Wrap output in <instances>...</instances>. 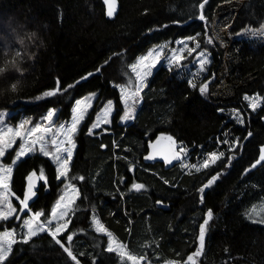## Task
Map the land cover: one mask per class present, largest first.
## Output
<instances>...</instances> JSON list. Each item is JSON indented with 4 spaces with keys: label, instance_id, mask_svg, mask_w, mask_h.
Segmentation results:
<instances>
[{
    "label": "trees",
    "instance_id": "trees-1",
    "mask_svg": "<svg viewBox=\"0 0 264 264\" xmlns=\"http://www.w3.org/2000/svg\"><path fill=\"white\" fill-rule=\"evenodd\" d=\"M220 1L117 0L116 14L109 18L101 0H0V67L8 64L0 73V111L11 110L8 122L32 125L53 108L54 123L67 122L76 99L96 95L74 136L68 178L57 179L51 157L37 150L16 162L10 182L15 194L10 199L19 208L16 197H24L27 177L43 170L46 183L40 180L29 202L33 212L45 214L43 220L62 188L69 182L76 186L79 197L66 218L68 229L58 238L68 247L66 236L73 235L70 247L77 260L43 232L27 243L17 238L4 264H129L107 251L108 233L126 251L152 263L180 259L190 264L187 257L199 247V225L209 209L213 219L195 264H264V223L253 220L261 216H250L258 204L264 206V163L242 175L264 141V106L249 110L243 97L264 88V43L233 40L239 56L234 70L240 80L252 79L238 85L231 97L212 96L209 88L223 62V50L211 34ZM186 38L190 45L200 44L196 52L207 53L203 70L194 71L195 52L179 64L159 61L137 98L133 118L120 123L117 88L133 85L136 58L151 46L171 47ZM204 84L207 90L201 93ZM58 86L67 91L45 95ZM108 100L116 108L112 123L89 132L95 112ZM160 134L184 149L180 161H146L148 140ZM17 145L0 163L12 164ZM211 151L224 155L207 169L191 167ZM135 183L144 188L134 190ZM25 215L1 221L0 229L20 230ZM96 219L107 232L96 231Z\"/></svg>",
    "mask_w": 264,
    "mask_h": 264
},
{
    "label": "snow or ice",
    "instance_id": "snow-or-ice-1",
    "mask_svg": "<svg viewBox=\"0 0 264 264\" xmlns=\"http://www.w3.org/2000/svg\"><path fill=\"white\" fill-rule=\"evenodd\" d=\"M206 3L207 0H204ZM105 3L108 5L107 15L112 17L116 11V0H105ZM204 3L200 4V8L203 9ZM201 20H204L205 17L201 14L199 17ZM254 35L256 33H253ZM264 35V33H260ZM35 34H33L34 36ZM194 39V38H191ZM209 43H212V40L209 39ZM23 43V41H21ZM200 48V44L196 43L195 48H188V45L185 43L184 48L180 49L179 52L182 53L185 49H187L188 54L196 52L197 49ZM155 53V56L153 55ZM17 57H19L20 53H16ZM161 55L160 51L153 50L149 52L147 56H143L139 59L136 64L131 65V71L135 73V90L133 91L131 86H126L121 88L122 92V101L125 107V111L121 119L123 121H128L133 118V114L135 111V104L137 103V98L140 95L141 90L144 86V81L146 77L150 74V69L155 66L156 61L159 59ZM199 56L201 57L199 60L201 70H203L204 66L208 63L207 54L205 52H200ZM151 59V62L148 61ZM173 61L177 64L184 59V57L176 50H174L173 55L171 57ZM12 65H15V62H12ZM16 66V65H15ZM8 64H5L4 67H0V71L6 69ZM191 83L193 88L196 87L195 83ZM73 87V85H69L68 88ZM15 86L13 85V89ZM207 90V85L204 84L200 87V92L204 93ZM61 91H67V89H61L59 86L51 92L45 93L47 96H54L60 93ZM95 94L89 97H85L83 99H78L75 101V106L72 109V119L70 124H61L57 128L54 129L53 118L55 116V109L49 110L46 117L44 118L43 123H38L31 129L26 128L27 121L21 123L18 128L13 130V128L9 127L6 130H0V158L5 156V153L8 149L12 147L15 143L16 138H20L22 143L20 148L16 154L15 159L12 162L11 166H5L0 164V221H8L13 215L16 216V219H20V215L27 212L31 213L27 219H23L21 227L22 229H26L22 239L23 242L27 243L30 239L37 236L39 233L48 232L49 235L55 240V242L63 248V250L67 253L69 257L73 261L77 260V257L73 254L71 250L70 244L73 241V235L69 234L66 236V241L69 243L68 247H65L61 240L58 238V234L66 231L68 229V222L65 220V217L69 215L70 212L74 210V206L76 203V199L79 197L78 190L76 187L69 182L66 185V188L70 190L71 194H65L60 196L59 200L55 204V206L50 211V218L46 217L43 221L41 217L45 214L41 211H35L32 213V210L29 207V202L36 196V184L33 182L36 173L33 172L27 177V189L24 194L23 199H16L19 201V212H17V208L13 206L10 197L15 194L12 192L10 187V182L12 180L13 167L16 162L23 156L28 153L39 151L44 156L51 157L57 164V179H67L69 170H70V162L73 157V149L75 148L74 136L78 130L79 125L84 120L85 114L88 109L92 107L91 101L94 99ZM244 99L249 101V106L255 110L260 106V98L259 97H249L245 96ZM113 110V103L111 100L107 102V105L104 107L103 112L97 116L96 122L93 124V128L99 127L101 124L110 123L109 116ZM237 118L240 122H243V119L240 117V114L236 113ZM92 129H90V132ZM51 134V135H49ZM251 135V133H249ZM168 141L171 145H175V142L172 140V137H167ZM227 143V141H224ZM235 144L233 145V149L235 148ZM184 153V149L181 148L179 152L173 150L172 158L180 159L181 154ZM223 153H210L208 158L203 161L201 167L204 169L209 168L211 165L215 164L218 160L223 157ZM147 159H153L150 155L146 157ZM167 159V158H166ZM171 163V160L168 161ZM261 162H264V148L260 150L259 159L252 165L255 168ZM191 167L196 168L197 171L200 170L196 165H192ZM219 177V173L211 176L208 179L207 183L204 184L199 191L203 193L205 189L210 187ZM40 180L45 181L46 177L43 170L40 171L39 177ZM72 179H76L73 177ZM79 180H83L84 177H79ZM132 188L135 190H140L144 188L143 184L136 183L132 185ZM213 219V211L209 209L206 213L203 222L199 225V236L198 242L199 247L197 251L187 257L188 262L190 264H195L194 257L199 256L202 250L205 247V236L207 232V226L209 222ZM60 221H64L60 223ZM53 222H56L54 230H52ZM96 231L99 233L107 232V229L100 222L99 219L95 220ZM16 230L12 231H3L0 233V264H4V261L7 259L8 255L12 250V245L16 243L15 239ZM111 234L109 233V236ZM125 245L117 244L113 247V242H110L107 247L108 252H118L121 260L123 261L125 258L127 261H131L132 264H141L143 261V257H137L135 255H131L127 253L125 250ZM77 264L79 262L77 261Z\"/></svg>",
    "mask_w": 264,
    "mask_h": 264
},
{
    "label": "rangeland",
    "instance_id": "rangeland-1",
    "mask_svg": "<svg viewBox=\"0 0 264 264\" xmlns=\"http://www.w3.org/2000/svg\"><path fill=\"white\" fill-rule=\"evenodd\" d=\"M212 21H213V23H212V33L211 34H212L214 40L216 41V43L223 50V57L221 58L223 62H222V66L220 67V69L217 72L216 79L210 85L209 90H210V93L212 94V96H214V97H222V98L225 97V98H227V97H231L234 94V90L238 85L245 83V82L248 83V81L252 79V77H246L243 80H240L238 78V72H235L234 68H235V65L239 59V56H238L237 48L232 46V42L234 39H246V40H257V41L264 43V35L260 34V33H264V0H221L220 3L218 4L217 8H216L215 17ZM253 33H256V34L254 35ZM185 43L188 45V48H195L194 47L195 45H190V40L188 38L178 39V40L174 41V44L171 47H169V43H161L158 45L151 46L146 52L139 55L136 58V60L133 62V64H136L141 57L147 56L148 53L152 52L153 50L160 51L161 55H160L159 59L156 61L155 66L150 69V74L155 69V67L159 63V61H164L167 64H170V62L176 64V62L171 59L174 50H176L178 52V54L182 55L184 58H187V55H188L187 49H185L182 53L179 52L180 49L184 48ZM200 52H204V51L199 50V51L195 52L193 55V58L191 60L192 64L195 66L194 71H198L199 69H201V66L199 63V60L201 58L199 56ZM153 55L155 56V53H153ZM148 62L150 63L151 59ZM149 75L146 77L144 84H145L147 78L149 77ZM134 76H135V73H134ZM131 83L133 84L131 86V88L134 91L135 90V77L132 79ZM122 87H126V85H119L117 88V90L119 91L120 101H121V105H122V110H121L119 116L117 115L118 116L117 119L120 123L126 122V121H123L121 119V117L123 116V113L125 111V107H124V104L122 101V92H121ZM93 94H95V93H88V94L83 95L82 97H80L78 99H83L85 97L92 96ZM245 96L259 97L260 101H261L260 106L257 107L255 110H253L249 106V101H246L244 99L249 110L257 111L259 108H262V106H264V88L259 89L252 94H245L243 97H245ZM78 99H76V100H78ZM95 99H96V95H95L94 99H92V101H91L92 107L94 105L93 103H94ZM108 101H106L95 112L92 121L88 125L87 130L89 132H90V129H92V131L97 130L100 128H104L105 126L110 125L112 123V119H113L112 115H114L115 110H116L114 103H113V110L109 116L110 123L101 124L99 127L93 128V124L96 122L97 116L103 112V109L107 105ZM137 105H138V102L135 104V108L137 107ZM74 106H75V103H74ZM92 107L88 109L87 113L85 114L84 120L81 122L79 127L86 120V118L89 115ZM49 110H52V109H49ZM236 110L234 109L233 114H235L237 112ZM48 111L45 113L43 118H41L39 121L34 122L32 125H30V123H27L26 128L31 129L36 124L45 122L44 118L46 117ZM10 113H11L10 109H3L0 111V130H6L9 127L13 128V130H15L16 128L19 127V125L21 123L26 122V121H22V120H19L13 124L11 123V121L8 122L6 120V116L10 115ZM55 114H56V112H55ZM70 118L72 119V117H70ZM71 119H69V121H67V122L61 121L59 123H54L53 124L54 129L57 128L61 124H70ZM53 120H54V118H53ZM79 127H78V129H79ZM49 135H51V134H49ZM16 143L18 144L17 145L18 146L17 152H18L20 145L22 143L21 139L16 138L14 144L16 145ZM14 144L12 146H14ZM73 151H74V149H73ZM211 153H213V152L211 151ZM208 155L205 156L204 158H202L200 160V162L197 163L196 166L201 167L203 164V161L208 158ZM51 160L55 164V167L57 170L56 162L52 158H51ZM0 164H2V163H0ZM11 165H5V166H11ZM66 185L62 188L60 194L57 196V199L53 202L51 209L55 206V204L59 200L60 196L65 195L66 193L71 194L70 190H68L66 188ZM22 199H23V197H22ZM12 204L14 207L17 208V211L19 212L20 205L18 208V206H16L14 203H12ZM51 209H50V211H51ZM32 213H34V212L32 211ZM25 214L26 215L24 216L23 219H27L31 213L25 212ZM250 216H251V218H253L255 216H261L260 219H253V220H258V221H261V223H264V206H263V204H258V206L255 207L254 211L252 212V214ZM48 218H50V213H49ZM66 218L67 217H65V220H66ZM41 220L43 221L42 217H41ZM66 221H68V220H66ZM63 222L64 221H60V223H63ZM55 224H56V222H53L52 230H54ZM13 229H15V228H11V229L3 228V229H0V233H2L5 230L12 231ZM25 232H26V229H22V227L20 228V230H16L15 239H17V238L22 239ZM58 236H59V234H58ZM107 237H108V244L110 242H113V247H115L117 244H122L113 235L109 236V233L107 234ZM124 250L126 251V249H124ZM126 252L129 253L128 251H126ZM129 254L137 256L136 254H133V253H129ZM137 257L139 258L142 256H137ZM129 264H132V262L129 261ZM141 264H171V261L167 260V261L162 262V263H152L148 259L144 258L143 261L141 262Z\"/></svg>",
    "mask_w": 264,
    "mask_h": 264
},
{
    "label": "water",
    "instance_id": "water-1",
    "mask_svg": "<svg viewBox=\"0 0 264 264\" xmlns=\"http://www.w3.org/2000/svg\"><path fill=\"white\" fill-rule=\"evenodd\" d=\"M101 1H102V3L104 4V7H105V11L104 12L106 13V16L109 17L107 15L108 5L105 3V0H101ZM117 5H118V3H117V0H116V11H117ZM115 14H116V12L114 13V15L112 17H109V18H113L115 16ZM262 120H264V116L262 117ZM262 148H264V141L258 147V154H257L256 159L254 161H252L250 166L243 171L242 175L248 173L250 170L256 169L262 163H264V162H261L255 168L252 167V165L255 164V162L259 159L260 150ZM173 150L176 151V152H179L178 144L175 142L174 146L171 145V143L168 141L167 137L164 136L163 134H160L159 136H156L155 138L148 140L146 157L151 155L153 157V159H147L146 158V161H148L150 163L158 162L159 164L160 163H164L166 165H171V164H173V162L180 161L181 158H182V154H181V158L180 159H178V160L177 159H173L172 158ZM169 160H171V163L168 162ZM38 177H39V175L36 174V176L33 179V182L36 184V187L39 185L38 183H40V179ZM27 183H28V181H27ZM166 207H167V205L164 206V208H166Z\"/></svg>",
    "mask_w": 264,
    "mask_h": 264
},
{
    "label": "flooded vegetation",
    "instance_id": "flooded-vegetation-1",
    "mask_svg": "<svg viewBox=\"0 0 264 264\" xmlns=\"http://www.w3.org/2000/svg\"><path fill=\"white\" fill-rule=\"evenodd\" d=\"M171 264H187V262L186 261H184V260H180V259H178V260H171Z\"/></svg>",
    "mask_w": 264,
    "mask_h": 264
},
{
    "label": "clouds",
    "instance_id": "clouds-1",
    "mask_svg": "<svg viewBox=\"0 0 264 264\" xmlns=\"http://www.w3.org/2000/svg\"><path fill=\"white\" fill-rule=\"evenodd\" d=\"M13 67H15V65H13ZM17 70L19 71L20 69L19 68H17ZM6 71V69H3L2 71H0V73H3V72H5ZM13 85L15 86V88L13 89ZM12 85V89L15 91L16 90V88H17V84L16 83H14Z\"/></svg>",
    "mask_w": 264,
    "mask_h": 264
}]
</instances>
